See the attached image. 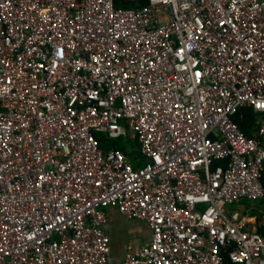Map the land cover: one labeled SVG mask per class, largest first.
<instances>
[{
  "label": "built area",
  "instance_id": "2783aa9c",
  "mask_svg": "<svg viewBox=\"0 0 264 264\" xmlns=\"http://www.w3.org/2000/svg\"><path fill=\"white\" fill-rule=\"evenodd\" d=\"M97 133L136 137L142 165ZM245 200H264V0H0V264H111L110 207L152 230L122 264H264Z\"/></svg>",
  "mask_w": 264,
  "mask_h": 264
},
{
  "label": "crops",
  "instance_id": "0c3cea01",
  "mask_svg": "<svg viewBox=\"0 0 264 264\" xmlns=\"http://www.w3.org/2000/svg\"><path fill=\"white\" fill-rule=\"evenodd\" d=\"M109 138V137H108ZM110 139V138H109ZM111 141H121L123 143H127L128 141L132 140L134 142H136V146L134 147L132 144H130V152L134 155L135 157V161H133V159L130 157V159L134 162L135 165L139 164L141 165L143 163V159H139V141L136 137H125L122 138L120 140L117 139H110ZM112 147H116L118 149H122V147L120 145H115L112 144L110 147H108L105 150H108ZM124 151V150H123ZM125 152V151H124ZM135 153V154H134ZM138 153V154H137ZM249 201H255L256 203H250L247 202L245 200L244 204H240L238 205V207L244 212H249L251 214H258L260 211H262L264 209V200H249ZM106 213L108 215L109 218V222L107 225V233L111 238V244H112V255H111V264H122L124 259H125V253H126V246L130 243H133L132 241H126V242H122V240L120 241V237L122 235L123 231V227L129 225V223H131V225L128 227L131 234H133L134 236H132L133 239H141L142 241L139 240V242L133 240L136 246H142L145 245L151 238V234H152V230L150 225L145 222L142 221L140 219H129L127 218L124 214H122L118 209L116 208H107L106 209ZM127 222V223H126ZM125 223V224H123ZM147 228V234L143 233V229ZM118 235H119V240H118ZM144 239V241H143Z\"/></svg>",
  "mask_w": 264,
  "mask_h": 264
},
{
  "label": "trees",
  "instance_id": "16d2710c",
  "mask_svg": "<svg viewBox=\"0 0 264 264\" xmlns=\"http://www.w3.org/2000/svg\"><path fill=\"white\" fill-rule=\"evenodd\" d=\"M150 3V0H115L116 7L118 8H140L141 6L147 5ZM261 113H256L252 107H244L240 110V112L235 116L237 123L240 127L246 132L248 136H253L257 139H262V137L258 134V129L260 126V118ZM97 137L100 141V146L104 149H107L112 144L120 145L122 149L125 151L127 156L135 161L134 155L130 152V144L134 147L137 145L136 142L130 140L127 143H123L121 141H111L104 133H97ZM135 154V153H134ZM220 163L219 160H216L214 165H218ZM142 165V164H141ZM136 167L139 164L135 165Z\"/></svg>",
  "mask_w": 264,
  "mask_h": 264
},
{
  "label": "rangeland",
  "instance_id": "374dc122",
  "mask_svg": "<svg viewBox=\"0 0 264 264\" xmlns=\"http://www.w3.org/2000/svg\"><path fill=\"white\" fill-rule=\"evenodd\" d=\"M137 154H138V153H137ZM246 201H247V202H250V203H256L255 201H249V200H246ZM244 202H245V201H244ZM244 202L241 203V204H244ZM126 223H127V222H126ZM123 224H125V223H123ZM130 225H131V223H129V225L123 227V231H122V232H124V233H122V235H121V237H120V241H121V240H122V242L132 241L133 243H135V242L133 241V240H135V239L132 238V236H134V235L131 234V232H130V230H129V228H128ZM143 233H144V234H147V233H148L146 227L143 229ZM118 240H119V235H118ZM139 240L142 241L141 239H136L135 241L139 242ZM143 241H144V239H143ZM135 244H136V243H135Z\"/></svg>",
  "mask_w": 264,
  "mask_h": 264
}]
</instances>
